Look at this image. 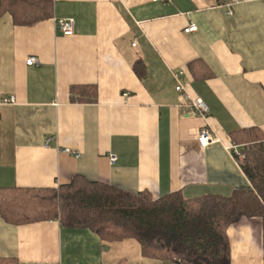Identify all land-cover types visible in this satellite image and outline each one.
I'll return each mask as SVG.
<instances>
[{
    "label": "crops",
    "instance_id": "1",
    "mask_svg": "<svg viewBox=\"0 0 264 264\" xmlns=\"http://www.w3.org/2000/svg\"><path fill=\"white\" fill-rule=\"evenodd\" d=\"M49 1L51 17L31 25L0 16V188H56L75 174L152 197L249 187L227 147L238 129L264 137V0H238L229 15L215 0ZM60 18L73 19L71 34L59 32ZM189 24L195 30L183 32ZM29 56L38 65H25ZM176 85L205 103V118ZM70 86L94 94L70 100ZM202 126L214 138L204 148L196 142ZM226 235L230 264H262L259 218H240ZM7 259L169 264L142 256L133 239L0 217Z\"/></svg>",
    "mask_w": 264,
    "mask_h": 264
},
{
    "label": "trees",
    "instance_id": "2",
    "mask_svg": "<svg viewBox=\"0 0 264 264\" xmlns=\"http://www.w3.org/2000/svg\"><path fill=\"white\" fill-rule=\"evenodd\" d=\"M51 10L49 0H0V16L8 14L15 26L48 19ZM68 92L70 100L80 101L93 96L94 88L70 86ZM230 140L241 145L239 166L249 187L227 196L184 198L174 191L152 197L75 174L56 188H0V217L14 225L53 220L88 228L104 241L133 239L142 256L169 264H230L227 227L257 217L264 264V137L254 128L238 129Z\"/></svg>",
    "mask_w": 264,
    "mask_h": 264
},
{
    "label": "built area",
    "instance_id": "3",
    "mask_svg": "<svg viewBox=\"0 0 264 264\" xmlns=\"http://www.w3.org/2000/svg\"><path fill=\"white\" fill-rule=\"evenodd\" d=\"M168 1V0H163ZM238 0H215L216 6L218 7H224L225 8V14H231V7L234 5ZM73 19L72 18H60L55 21V25L59 32L62 34H71L73 29ZM195 26L193 24H189L183 29V32H189L194 31ZM134 45V43H132ZM25 65L31 66V65H38V60L34 56H29L24 61ZM176 77V75L174 76ZM174 89L178 92H181V96L184 100L188 102L189 107L191 108L192 112L200 117L206 116L207 113V107L205 103L199 98V97H190L183 89L182 86L176 85ZM4 103H8L12 101V96H9L7 99L2 100ZM214 138L212 137V134L208 127L202 126L197 130L196 133V142L197 145L200 148H204L207 146L208 143L213 141ZM227 150L230 152V154L234 157L235 161L240 165V163L243 160V154L240 152V147L234 143H230V145L227 147ZM73 156H77V153H72ZM107 159L109 163H112L115 160V156L112 153H109L107 155Z\"/></svg>",
    "mask_w": 264,
    "mask_h": 264
}]
</instances>
